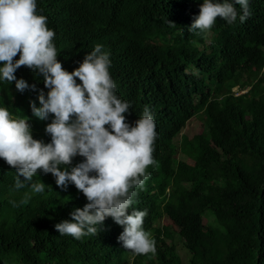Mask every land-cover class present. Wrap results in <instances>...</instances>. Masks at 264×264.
<instances>
[{
    "label": "trees",
    "instance_id": "trees-1",
    "mask_svg": "<svg viewBox=\"0 0 264 264\" xmlns=\"http://www.w3.org/2000/svg\"><path fill=\"white\" fill-rule=\"evenodd\" d=\"M202 2L36 0L63 69L71 73L102 44L115 94L131 106L126 122L134 125L145 106L154 118L155 163L133 207L147 210L143 228L156 251L124 249L111 217L98 235H60L54 225L84 207L83 194L71 184L61 191L39 170L32 182L44 193L16 189V170L0 159V264H181L175 238L188 264H264V0H249L243 23L218 17L207 32L189 31ZM15 76L36 90L20 93L0 80V107L27 117L33 139L49 143L52 117L41 121L30 108L48 91L43 77L23 66ZM193 118L202 131L189 136Z\"/></svg>",
    "mask_w": 264,
    "mask_h": 264
},
{
    "label": "clouds",
    "instance_id": "clouds-1",
    "mask_svg": "<svg viewBox=\"0 0 264 264\" xmlns=\"http://www.w3.org/2000/svg\"><path fill=\"white\" fill-rule=\"evenodd\" d=\"M250 15L249 0H203L189 31L207 32L218 17L232 24L238 16L243 23ZM54 37L47 17L37 14L36 0H0V80L14 82L20 93L35 91L15 72L22 66L37 72L48 91L39 92L40 107L30 102L31 112L41 121L52 117L44 129L51 139L44 143L33 139L27 117L0 107V159L16 170V189L27 184L33 193H44L41 181L32 182L39 170L51 174L61 191L71 184L83 194L84 207L74 208L70 220L54 225L60 235L75 239L98 235L111 217L123 229L118 242L124 249L154 253L155 240L143 228L147 210L133 207L137 189H143L150 177L146 169L155 163L154 118L145 106L134 125L126 122L131 106L115 94L109 53L102 44H96L69 73L57 60ZM77 156L83 161L72 166Z\"/></svg>",
    "mask_w": 264,
    "mask_h": 264
},
{
    "label": "rangeland",
    "instance_id": "rangeland-1",
    "mask_svg": "<svg viewBox=\"0 0 264 264\" xmlns=\"http://www.w3.org/2000/svg\"><path fill=\"white\" fill-rule=\"evenodd\" d=\"M199 7H200V4L197 3V4L194 5L193 9L194 10H199ZM233 91L237 95L246 92L245 90L243 91V90H238V89H234ZM200 124H201V122H199L197 120H194V118H193V119H191L189 121V123L185 127L184 132H186V134H188L189 136H193L195 134H199L202 131V127H201ZM184 160H186V159H184ZM174 242H175V251H176V254L178 255V257L180 259L181 264H188L187 263V253L184 250V248H182L181 242L177 238L174 239Z\"/></svg>",
    "mask_w": 264,
    "mask_h": 264
}]
</instances>
